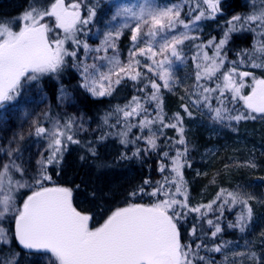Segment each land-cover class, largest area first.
Wrapping results in <instances>:
<instances>
[{"label": "snow or ice", "instance_id": "snow-or-ice-1", "mask_svg": "<svg viewBox=\"0 0 264 264\" xmlns=\"http://www.w3.org/2000/svg\"><path fill=\"white\" fill-rule=\"evenodd\" d=\"M97 7L87 5V15L84 16L80 0H71L70 3H66V0H50V3L39 0V9L30 4L15 20L0 21V109L3 110L0 112V125L7 123L6 113L10 110V103L17 101L32 84L41 93L43 102L47 94L43 91L41 81L45 77L58 78L71 60L72 67L82 69L79 87L93 96L112 95L115 86L121 84L124 78L132 81L147 79L152 91L144 97V103H141L140 97L133 96L128 104L115 109V113H122L125 120L124 130L119 133L121 142L128 144L143 140L147 146L143 149L137 147L132 153L133 157L160 147L155 134L128 140L133 127L151 130L159 122L162 127L175 128L180 134V139L175 143L186 145L184 117L177 112L174 114L175 123L163 122L160 90L161 87L171 90L173 85L180 82L176 76L178 63L185 60L187 48L198 39L192 32L198 28L199 22L221 12V0H198L196 8L190 9L192 14L184 13L183 18L184 5L180 0L171 3H160L159 0H140L136 4L115 3L112 5L110 19L106 22L108 31L103 33L100 46L92 49L79 34L94 22ZM45 18L54 23L50 26ZM20 21H23V25L14 31L13 28ZM245 29L252 32L259 30L257 34L264 37V8L256 11L254 6L252 13L234 15L226 21L219 41L213 37L207 42V46L214 49L212 56L207 52L201 55L206 45H191L197 49L196 55L192 57L196 71L195 83L187 93L188 99L192 108L206 109L215 122L255 119L252 113L264 116V77H257L252 71H240L236 61L230 62L232 66L223 71L227 56L222 54V50L233 33ZM125 30L131 33L132 47L129 49L127 63H122L118 54L109 57L107 53L109 49L116 50V42ZM61 31L62 36L59 34ZM69 41L74 45L71 50L65 47ZM81 47L85 58L93 51L103 52L104 55L91 57L93 63L88 64L78 56ZM238 55L242 57L240 64L249 62L253 69H264V41L254 42L251 50L242 49ZM140 57L147 58L150 63L142 64ZM98 60H106L111 66L107 73L99 72ZM141 67L156 79L148 78L145 72L139 70ZM248 77L252 80L251 92L244 95L243 89L248 86L245 78ZM213 78L217 80L215 87L201 83L202 80ZM157 79L162 84L157 83ZM58 92L57 99L61 103L71 95L63 83L59 84ZM213 100L216 101L215 106ZM238 101H243L247 112L231 115L236 109H229L227 105ZM151 102L156 103L154 119L148 117V109L145 107L146 103ZM181 108L187 116H193L189 104H182ZM24 115L27 117L29 114L25 112ZM111 115L113 113L106 114L105 123ZM140 116L143 119L139 120L138 125L128 123L132 117ZM80 119L82 117L54 112L53 107L48 105L30 118L27 131L21 128L14 132L8 144L0 147V152L9 158L0 165V249H9L8 252L0 251V264H18L19 253L11 249L13 240L23 249L31 250L36 264H196L197 259L205 261V257H198L199 249L219 253L230 242L222 241L213 244L211 248L206 243H197L196 251L192 244H182L178 225L189 213L204 216L207 211H212L218 200H222L221 215L225 205L242 206L235 222L228 223L229 228L239 229L243 233L253 224V205L250 201L256 197L250 193L221 189L216 199L209 204L189 206L182 169L191 165L186 160L188 148L185 146L183 150L176 149L175 156L170 157L171 171L175 174L171 180L165 177L163 183L156 182L151 193H145L143 187L129 193L130 198L140 194L149 195L157 198L155 202H128L126 206L110 210V214L98 227H90L95 213L91 209L78 210L73 205L72 188L58 186L54 182V186H45L46 182L52 181L47 166L58 165L69 144L82 143L76 138L83 127L78 124ZM104 135L98 139H104ZM31 138L45 141L47 156L41 153V160L37 161L40 169L28 181L24 179L26 169L16 161L22 156V142ZM87 151L96 156V149L91 142L88 143ZM162 154L169 157L167 151ZM120 158L131 157L121 153ZM249 166L255 167V164ZM166 167L161 164L159 170L163 172ZM17 173L19 179L15 178ZM144 184H150V181L145 180ZM23 188L29 189L31 194L27 195L21 206L17 203V193ZM177 196L183 199H177ZM9 218L14 220V231L4 227V222ZM207 223L214 228L211 237H218L222 233L219 217L216 222L209 219ZM196 234L197 226L194 224L190 235ZM261 237L264 238V232H261ZM249 257L257 264H264V259L258 258L254 252L249 253ZM205 264L213 262L205 261Z\"/></svg>", "mask_w": 264, "mask_h": 264}, {"label": "trees", "instance_id": "trees-1", "mask_svg": "<svg viewBox=\"0 0 264 264\" xmlns=\"http://www.w3.org/2000/svg\"><path fill=\"white\" fill-rule=\"evenodd\" d=\"M34 1L36 0H31V2ZM82 1L81 10L85 9L87 11L86 4ZM97 1H99L97 10H101L105 2L104 0ZM197 2L198 0H185L184 13L191 15L190 9H195ZM241 2L242 0H221L222 5L225 4L224 8L226 10L223 13H217L215 17L205 19L203 31L198 35V39L192 41L186 50V57L189 61L188 67L183 71L187 75L186 89L184 91H179V89L175 91L161 87L163 122L164 124L175 123L174 114L179 112L184 117L183 127L185 129L186 145L175 143V141L180 139V134L175 128L162 127L159 122L154 124L151 130L133 127L127 137L128 140H134L137 136L155 134L158 137L157 143L160 145L156 150H149L146 153L142 152L140 156L133 157L132 153L137 147L141 149L147 147L145 142L143 140L128 144L121 142L122 137L119 133L124 130L125 120L122 113H115V109L117 106L122 107L128 104L133 96L140 97L141 103H144V97L150 95L152 91L147 79L132 81L124 78L121 84L115 86L112 95L95 97L84 88L79 87L82 82L80 76L82 69L72 67L73 61L69 60L68 66L64 68L58 78L45 77L41 81L43 91L47 94V98L42 103V110L51 105L54 112L74 115L71 110L63 109L59 105V101H57L58 87L60 83H63L70 92V96L77 102L80 111L88 119V125L83 126L76 136L82 143L79 145L69 144L64 152L62 161L58 165L47 166V172L52 176V181L46 182L45 186H54V182L55 185L72 188L73 205L78 210L91 209L95 213L93 220L90 221V227H98L110 214V210L126 206L128 202L143 204L155 202L157 198L149 195L140 194L130 198L129 193L138 190L140 187L145 189V193H151L156 186V182L163 183L165 177L171 180L175 174L171 171L170 157L175 156L176 149L183 150L185 146L188 148L186 160L191 166L188 167L186 165L182 171L190 197L189 201L192 202L191 205L196 207L209 204L216 199L221 189L241 191L240 187L247 186L249 190L255 189L254 194L261 197L262 200V203L258 205L251 203L255 217L264 210V191L262 189L264 186V116L252 113L255 119L215 122L206 109H194L190 102H183L182 99V97L188 96L187 93L192 90V86L195 83L196 64L192 57L196 55L197 49L191 45H206L201 55L203 52H207L209 56H212L214 49L211 46H207V42L213 37L216 38L217 42L219 41L223 34L225 22L230 19L231 13L239 12L241 15L245 13L246 9L243 8ZM44 3H50V0H44ZM201 6L203 7V5ZM12 11L10 10L9 12L13 13ZM254 36L255 34L253 35L248 30L232 34L229 43L222 50V54L227 56L226 66L223 71L232 66L230 63L232 61H236L237 65H242L243 68L250 67L249 62L239 63L242 57L238 53L242 49L251 50L249 42L256 41ZM67 46L70 50L73 48V45L69 42ZM78 56L81 58L79 52ZM139 70L145 72L148 78L156 79L151 73H147V70L143 67ZM157 83L162 84L158 79ZM201 83L209 87H215L217 80L215 78L202 80ZM186 103L189 104L190 110L194 113L192 117L187 116L181 108V105ZM215 104L216 101L213 100V105L215 106ZM227 106L229 109H236V111L231 112V115H236L238 112H247L243 101L229 103ZM145 107L148 109V117L154 119L156 117V103H146ZM108 113H113V115L108 116L107 123H105L104 118ZM140 119H143V116L132 117L128 123L138 125ZM118 120L119 123L117 122ZM213 129L216 130L214 142L218 144V150L210 163H205L198 160L199 154L200 150L209 144L210 141L208 142L205 138ZM1 133L2 131L0 130V147H4L6 144L4 145ZM101 135H104L102 140L98 139ZM89 142L96 149L95 157L87 151ZM164 151L169 153V157L163 156L162 153ZM41 153L47 156L44 140L31 138L22 142V156L16 162L22 164L26 169L25 180L30 181L31 177L36 175L40 169L37 161L41 160ZM121 153H125L131 158L121 159ZM81 157H84V159H81ZM8 159L4 152H0V165L7 162ZM161 164L168 166L163 172L159 170ZM250 164H255V167L249 166ZM197 170L201 171L197 172ZM15 178H20L18 173L15 174ZM145 180H149L150 184L145 185ZM172 191H175L174 187ZM93 193L95 194V199H93ZM30 194L29 189H20L17 193L18 205L22 206L23 200ZM160 198L163 197L161 196ZM176 198L183 199L182 196H177ZM221 203L222 200H218L213 205L212 211H207L204 216H200L198 213H189L178 225L181 233V243L192 244L194 251H196L197 243H206L211 248L213 244H219L222 241L230 242L219 253L211 252L204 248L198 250V257H205V261H212L213 264H219V262L224 261L223 251L227 249V246L252 241L253 237L259 236L261 232H264V222L260 223L258 232L254 224L243 233L239 229L229 228L228 223L235 222L237 214L242 210V206L225 205L221 215ZM217 217H219V223L223 231L218 237L214 238L211 237V231L214 228L208 225L207 220L211 219L216 222ZM194 224L197 226V234L196 236H191L190 230ZM13 225L14 220L11 218L4 222V227L11 231H14ZM262 240L263 238L260 241ZM11 249L19 253L18 264H36L31 250L23 249L15 240L12 241ZM0 251L8 252L9 249L4 247ZM261 258H264L263 254ZM205 261L197 259L196 264H205ZM245 264L257 263L247 262Z\"/></svg>", "mask_w": 264, "mask_h": 264}, {"label": "rangeland", "instance_id": "rangeland-1", "mask_svg": "<svg viewBox=\"0 0 264 264\" xmlns=\"http://www.w3.org/2000/svg\"><path fill=\"white\" fill-rule=\"evenodd\" d=\"M81 1L82 0H80V2ZM83 1H84V4H86V9H87V4L88 5H99L98 4L99 1H97V0H83ZM70 2H71V0H66V3H70ZM104 2H105L104 5L101 7L102 9L97 10V16H96L94 22L92 24H89L88 26H86L85 31L83 33L79 34L80 38L82 40H86L92 49H95L96 47L100 46L101 40L103 39V33L105 31H108V28L106 27V22L109 21L110 16L112 14V10H113L112 5L115 3H119V2H127L130 4H136V3H139L140 0H104ZM159 2L160 3H171V2H177V0H159ZM180 2H182L184 5L183 11H182V15H183L184 10H185V0H180ZM241 3L243 5V8L246 9L245 14H242V15H247V14L252 13L254 10V6H255L256 11H259L262 8H264V0H245V1H242ZM35 5H36V8L39 9V0H36ZM223 5L221 3V12H219V14L223 13L226 10L224 8L225 4H223ZM244 6H246V7H244ZM28 8H29V5L26 4L25 7L21 8L20 10H17L13 17L12 16H2V18H3L2 21H4V20H15L16 18L20 17L25 12V10ZM86 15H87V11L84 13V16H86ZM234 15H241V14H239V12H233V13H231L230 19ZM204 21H205V19L202 20L201 22H199L198 28L192 32L193 35L198 37V35L201 34V32L204 29ZM45 22L49 23L50 26L54 23V21L49 19V18H45ZM22 25H23V21H20V24L15 26L13 28V30L18 31L19 27H21ZM253 27H255V25H253ZM258 31L259 30H257V32H252V31H250V32H252L253 35L255 34L254 37L256 38V41H264V37L259 36L257 34ZM59 34L62 36L63 35L62 31ZM130 35H131L130 31L125 30L124 34L116 42L117 43L116 50L114 51L112 49H109L107 55L109 57H111L114 54H118L121 62L127 63L128 58H129V49L132 47ZM256 41H254V42H256ZM254 42L253 41L249 42V46H251V49L253 47ZM67 43L65 45L66 48H68ZM69 43L71 44L70 41H69ZM141 46H143V45H141ZM73 47H74V45H73ZM78 52L81 54V59L85 60L86 63H88V64L93 63V60L91 57L97 56V55H100V56L104 55L103 52L95 53L93 51V52L89 53V56L87 58H85L84 49L82 47L79 49ZM140 59H141L142 64L145 62L150 63V61H147V58L140 57ZM96 63L99 66V72L107 73L109 71V68L111 67L110 65H108L106 60L105 61H99L98 60V61H96ZM188 65H189V61H188L187 57L185 58V60L182 63H178V71L176 72V76L179 78L180 82L173 85V87L171 89H173L175 91H177L178 89H179V91H184L186 89L185 83L187 81V75L183 71L186 69V67H188ZM237 66L239 67L240 71H252L255 76L264 77V69H252L251 70V68H252L251 66L245 67V68H243L242 65H237ZM97 75H98V73H97ZM114 79H115V76H113V80ZM245 83L248 86H246L243 89V94L247 95L251 92V87H250V85L252 83L251 78L250 77L245 78ZM58 89H59V87H58ZM58 95H59V92L57 93V96ZM95 97H98V96H95ZM57 101H58V99H57ZM43 102H41V93L37 89L36 85L32 84L30 87H28L24 90L23 94L18 98L17 101L10 103V105L8 106L10 108V110L6 113L7 123L0 125V130L2 131L1 137L3 139L4 145L8 144V140L12 137L14 132L20 130L21 128H23L25 131H27L30 118L32 116H34L36 113L41 112V110L43 108V104H42ZM183 102L189 103L188 96L183 98ZM59 105H61V107L63 109L66 108V109L71 110L72 113L76 117H78V118L82 117V119L78 120L79 124H82L83 126L88 125V123H89L88 119L83 115L82 111H80V108H79L77 102H75V100H73V98L71 96H69L63 103H61L59 101ZM2 111L3 110L0 109V112H2ZM25 112H27L29 114L27 117L24 115ZM215 133H216V130L213 129L210 134L206 135L205 139L208 142L209 141L210 142L207 146H205L203 149L200 150L198 160H201L202 162H205V163H210L211 159L216 154V152L218 150V144L216 142H214V138H215L214 134ZM200 171L201 170H199V171L197 170V172H200ZM262 189L264 191V186L262 187ZM240 190H241V192L250 193L254 197H256V199L250 201V203H254L256 205L262 203L261 197L254 194L255 189L249 190V188L247 186L246 187L242 186V187H240ZM187 192H188V190H187ZM189 198L190 197H189V193H188V204H189V206H193V205H191L192 202L189 201ZM193 207H195V206H193ZM263 222H264V210H262V212H260L256 217L254 214L253 224L255 225L257 232H258V230H260V228H259L260 223H263ZM261 238H262L261 235H259V236L253 237L252 241L227 246V249H225L223 251L225 259L223 262H219V264H245L247 262L257 263L256 261H254L253 259H251L249 257V253L254 252L258 258H261L262 254H263V257H264V238L262 241H260ZM238 253H243V255H238Z\"/></svg>", "mask_w": 264, "mask_h": 264}, {"label": "flooded vegetation", "instance_id": "flooded-vegetation-1", "mask_svg": "<svg viewBox=\"0 0 264 264\" xmlns=\"http://www.w3.org/2000/svg\"><path fill=\"white\" fill-rule=\"evenodd\" d=\"M242 1H245V0H242ZM35 2L36 1L31 2V0H0V21L3 20L2 16H12L13 17L15 12L25 7L26 4L28 5L33 4L36 7ZM10 10H13L12 11L13 13H10L9 12ZM85 12H86L85 9L83 11L81 10L82 15H84ZM236 33L237 32H235L234 34Z\"/></svg>", "mask_w": 264, "mask_h": 264}, {"label": "water", "instance_id": "water-1", "mask_svg": "<svg viewBox=\"0 0 264 264\" xmlns=\"http://www.w3.org/2000/svg\"><path fill=\"white\" fill-rule=\"evenodd\" d=\"M49 187H51V186H49ZM13 227H15V224H14V226ZM22 247V246H21Z\"/></svg>", "mask_w": 264, "mask_h": 264}]
</instances>
